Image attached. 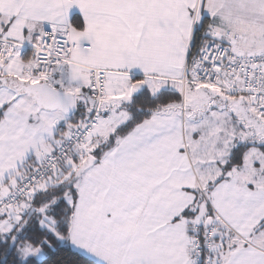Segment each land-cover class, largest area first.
<instances>
[{"label":"snow or ice","instance_id":"1","mask_svg":"<svg viewBox=\"0 0 264 264\" xmlns=\"http://www.w3.org/2000/svg\"><path fill=\"white\" fill-rule=\"evenodd\" d=\"M0 264H264V0H0Z\"/></svg>","mask_w":264,"mask_h":264}]
</instances>
